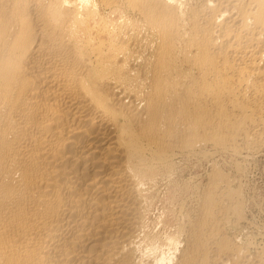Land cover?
Listing matches in <instances>:
<instances>
[{
	"label": "bare ground",
	"instance_id": "1",
	"mask_svg": "<svg viewBox=\"0 0 264 264\" xmlns=\"http://www.w3.org/2000/svg\"><path fill=\"white\" fill-rule=\"evenodd\" d=\"M262 150L264 0H0V264H264ZM182 160L197 212L153 231Z\"/></svg>",
	"mask_w": 264,
	"mask_h": 264
},
{
	"label": "rangeland",
	"instance_id": "2",
	"mask_svg": "<svg viewBox=\"0 0 264 264\" xmlns=\"http://www.w3.org/2000/svg\"><path fill=\"white\" fill-rule=\"evenodd\" d=\"M215 159L226 170H230V168L232 166L231 165L232 159L230 156H226L224 154H218L215 156ZM246 163H247V165H246L247 170L240 177V179L243 183L242 190H243L244 197H245L246 214H247V221L244 223L243 231H244V233L251 234L252 236L256 237V239L258 241H264V150L259 151V154L257 152V155L253 154L252 156H250L247 159ZM196 165L194 162L190 164V163H187L186 160H182L181 165H180L181 167L179 166L181 169L177 168L178 170L176 169V171L173 173V176H170L168 178L160 177V178H158L159 180L155 181V184L153 185V189H155V191L153 190L154 194H155L154 195V204L155 205H153L151 212H150V216L151 215L153 216L151 218H153V219L156 218L155 220H153V223L151 225V227H153V229H152L153 231L160 230V226H161L162 221H167V220L175 221L178 218L182 219L186 216H187L186 218L189 219V217H191V219H192L194 217V215L196 214L197 209H198L197 207L199 204V196H200L201 192L203 191L202 189H203L205 182H207V179H206L207 173H208L209 169L211 168V163L209 161L204 160L203 164H200L198 166H196ZM194 168H195V170H194ZM185 171H186V173H185ZM177 173H178V176L174 175ZM181 173H183V174L181 175ZM163 180H166V181L164 182ZM195 182H196V184H195ZM193 183H194V186H193ZM183 184L186 185L187 188ZM187 184H190V185H187ZM154 186H155V188H154ZM165 186L166 187L169 186V187L166 188ZM178 187H181V189L183 191ZM159 190H161V191L159 192ZM176 191H177V194H176ZM158 193H159V195H158ZM181 193H183V194H181ZM187 197H188V199H187ZM156 198H157V200H156ZM184 200L187 202V205L185 204L186 202ZM176 202L179 204V207H178V204H176ZM156 204H158L157 207H156ZM182 205H184L183 209H182ZM160 208L162 209V211H160L161 210ZM185 211L188 213H191V214L185 213ZM161 212L163 215L161 214ZM177 212H178V214H177ZM179 212H181V213H179ZM180 216H181V218H180ZM156 220H157V222H156ZM155 223H157V224H155Z\"/></svg>",
	"mask_w": 264,
	"mask_h": 264
}]
</instances>
